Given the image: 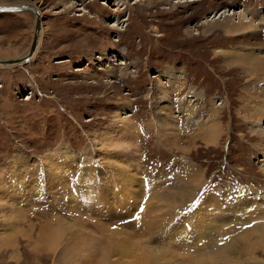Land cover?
Here are the masks:
<instances>
[{
  "label": "rangeland",
  "instance_id": "374dc122",
  "mask_svg": "<svg viewBox=\"0 0 264 264\" xmlns=\"http://www.w3.org/2000/svg\"><path fill=\"white\" fill-rule=\"evenodd\" d=\"M0 4L36 5L43 27L30 62L0 67V264H97L109 250L133 264L141 246L159 252L148 264H264V113L250 112L264 75L248 73L264 0ZM229 20L256 27L227 35ZM35 23L0 13V59L29 50ZM184 184L199 190L175 205ZM239 236L233 263L202 260Z\"/></svg>",
  "mask_w": 264,
  "mask_h": 264
},
{
  "label": "bare ground",
  "instance_id": "6f19581e",
  "mask_svg": "<svg viewBox=\"0 0 264 264\" xmlns=\"http://www.w3.org/2000/svg\"><path fill=\"white\" fill-rule=\"evenodd\" d=\"M164 1V0H163ZM15 5V4H13ZM13 5H1L0 4V8L2 7H5V8H16V6H13ZM24 5H29V6H34L38 9V7L36 5H33V4H24ZM17 6H22V5H17ZM27 10H30V11H33L31 9H27V8H23L22 10H14V11H11L12 13L13 12H18V11H27ZM40 11V10H39ZM10 11H5V12H0V13H9ZM40 14L42 15L41 11H40ZM36 16V14H35ZM37 17V16H36ZM231 20L227 21V23H229L228 26H226L224 29H225V33L227 35H233V36H240V35H245V34H248L251 29L255 26L254 25V22L250 21V22H243V21H239L238 22H233L232 21L230 22ZM216 24V23H215ZM214 27V25L211 26V28ZM256 27V26H255ZM42 30H43V27L42 29L40 30V33H39V37H38V46H37V49L36 51L34 52V54L30 57L29 59V62L35 57L34 55L36 54L38 48H39V44L41 43V37H42ZM18 58H15L14 60H17ZM25 63L22 61V60H19L18 62H13V63H8V64H0V67H5V68H8V67H13V66H16V65H24ZM248 73L252 76V77H258V76H261V75H264V55L261 54L259 55L256 59H255V62L251 63L250 64V68H249V71ZM250 85V84H249ZM250 88V87H249ZM250 90V89H249ZM254 91V90H253ZM256 91V89H255ZM258 91H262L264 92V87H261V88H258ZM261 93V92H260ZM251 113H254V114H263L264 113V104L263 106L259 107V112H256V111H250ZM127 122V121H125ZM168 120H165V122L163 123V125L167 124ZM199 124V123H198ZM166 126V125H165ZM126 134H128L129 132H131V129L130 128H127L125 130ZM126 140V139H124ZM124 147H128V146H124ZM123 147V148H124ZM129 148V147H128ZM195 175V174H194ZM199 181V180H198ZM191 184V182L189 183ZM194 184V183H193ZM192 184V185H193ZM199 185H201L199 183ZM183 187L182 188H178V186H175L177 189L175 191H171V192H168V193H173V200H172V203L175 204V205H182L185 204L186 202V199L187 198H192L193 195H196V192H198L199 189L195 188V187H190V186H185L182 185ZM195 186V185H194ZM137 192V190H135ZM177 191H180V192H177ZM228 192H225V193H220L222 196H226ZM237 195H240L241 192H237L236 193ZM156 196L152 197V198H155ZM234 199H237V198H234ZM258 199V197H255L254 198V201H256ZM257 202V201H256ZM254 202V204L250 205L249 207L251 206H255L257 205V203ZM215 207L212 208L213 211L217 212V213H223L225 214L226 212L230 211L228 210V207L226 206L228 204V202H225V201H221V202H218L217 204L214 203V200H213V203H212ZM230 204V203H229ZM263 205V204H262ZM217 206V207H216ZM177 207V206H176ZM176 207L172 208V209H176ZM229 207H232V205L230 204ZM216 219V217H215ZM239 223H241V225H239ZM245 222H241L240 219L238 217L234 218L233 220H229L228 222H226V225L230 226L228 229L232 228V227H235V226H241L243 227L242 224H244ZM257 223V222H256ZM216 225V224H215ZM214 224L208 225V228H209V232H211V234L214 236L215 232H217V226H215ZM257 226V225H256ZM259 226V225H258ZM261 228H260V234L258 236V239H263V243H264V224L260 225ZM259 226V227H260ZM100 228V227H99ZM237 229V228H236ZM220 230V229H219ZM257 231V230H255ZM220 233H222L223 231H219ZM259 232V231H258ZM203 233V232H202ZM205 234V233H204ZM204 234H201L202 236ZM222 237V236H220ZM231 237V236H230ZM206 238V236H205ZM212 238V237H211ZM238 238V237H236ZM236 238L232 239L231 242L233 240H235ZM240 240H235L233 241L231 244H222V243H219L218 241L216 242H213L210 244H208L209 248H207L206 250L205 249H201L200 251V254H202L201 256L202 257V260L204 261V259H207V260H212L214 259L215 262H218L219 261H226V262H234V258H233V254L231 252L235 251V252H238V253H242L244 252V249L247 250L244 246V248L241 246V248H243V251H240V247L238 246V243L240 244V242H244L246 243L247 242V239H245V237H240ZM210 239V238H208ZM215 239V238H214ZM212 239V240H214ZM231 239V238H230ZM128 240V239H127ZM125 239L124 242L127 241ZM246 241V242H245ZM119 242V240H118ZM229 242V241H228ZM248 243V242H247ZM262 243V245H263ZM145 244V242H144ZM117 246H121L122 244L121 243H118L116 244ZM205 245V244H204ZM139 246H141L139 244ZM248 246V245H247ZM213 247H216L215 249H212ZM253 247V246H252ZM201 248V247H200ZM141 249V257H139L133 264H148V261L149 260H155L157 257H158V253L157 251L154 250V248L152 249L151 247H144V246H141L140 247ZM157 250V249H156ZM238 250V251H237ZM112 250H109L106 254H105V257H102L100 258V262H97V264H116V262L114 263L113 260L110 259V254L112 255ZM232 254V255H231ZM109 256V257H108ZM200 261V260H199ZM201 262V261H200ZM213 262V261H211ZM211 262H209L211 264ZM214 262V263H215ZM198 263V262H196ZM225 263V262H224ZM119 264V262L117 263ZM199 264V263H198ZM202 264H205V263H202ZM213 264V263H212ZM228 264V263H227Z\"/></svg>",
  "mask_w": 264,
  "mask_h": 264
},
{
  "label": "water",
  "instance_id": "95a60500",
  "mask_svg": "<svg viewBox=\"0 0 264 264\" xmlns=\"http://www.w3.org/2000/svg\"><path fill=\"white\" fill-rule=\"evenodd\" d=\"M23 8L31 9L33 12L36 14V23H35V30H34V37L32 44L29 48V50L22 56H20L17 60H14L13 58L9 59H0V64H8V63H13V62H18L19 60H22L24 63L29 62L30 57L34 54V52L37 49L38 46V37L40 30L42 29V15L40 14L39 9H37L34 6H29V5H22V6H16V8H5L1 7L0 12H5V11H14V10H22Z\"/></svg>",
  "mask_w": 264,
  "mask_h": 264
},
{
  "label": "snow or ice",
  "instance_id": "6c2138e0",
  "mask_svg": "<svg viewBox=\"0 0 264 264\" xmlns=\"http://www.w3.org/2000/svg\"><path fill=\"white\" fill-rule=\"evenodd\" d=\"M195 207H197L196 202H194L193 205L190 206V210L195 208ZM140 211H143V207L140 208ZM136 218L138 219L139 217H136Z\"/></svg>",
  "mask_w": 264,
  "mask_h": 264
}]
</instances>
